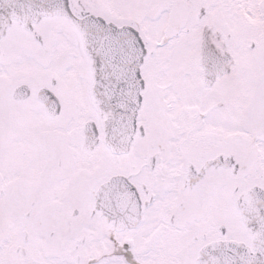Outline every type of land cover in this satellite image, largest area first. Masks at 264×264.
<instances>
[{"label":"snow or ice","instance_id":"1","mask_svg":"<svg viewBox=\"0 0 264 264\" xmlns=\"http://www.w3.org/2000/svg\"><path fill=\"white\" fill-rule=\"evenodd\" d=\"M0 264H264V0H0Z\"/></svg>","mask_w":264,"mask_h":264}]
</instances>
